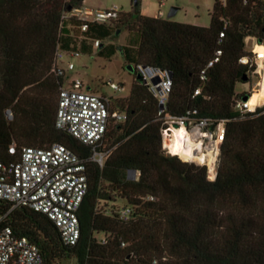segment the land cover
Masks as SVG:
<instances>
[{
  "label": "trees",
  "instance_id": "16d2710c",
  "mask_svg": "<svg viewBox=\"0 0 264 264\" xmlns=\"http://www.w3.org/2000/svg\"><path fill=\"white\" fill-rule=\"evenodd\" d=\"M66 8L64 0H0V163H15L27 147L60 144L74 153L87 183L77 211L79 238L63 245L45 216L1 201L0 227L33 243L43 264H264V105L245 115L231 108L234 86L247 73L238 63L247 55L244 39L264 42V0H213L207 27L149 18L134 8L113 22L138 34L132 69L170 73L166 115L191 109L196 119L226 121L213 181L204 166L161 151L156 101L135 76L128 96L110 104L125 120L106 128L101 167L90 148L54 127L61 80L50 73L52 56L57 44L69 49L73 43V22L61 20ZM85 34L109 32L90 25ZM216 50L221 55L201 81ZM195 88L200 92L192 98ZM128 171L137 178L126 179ZM117 199L130 209L127 222L117 216Z\"/></svg>",
  "mask_w": 264,
  "mask_h": 264
},
{
  "label": "built area",
  "instance_id": "2783aa9c",
  "mask_svg": "<svg viewBox=\"0 0 264 264\" xmlns=\"http://www.w3.org/2000/svg\"><path fill=\"white\" fill-rule=\"evenodd\" d=\"M71 1L77 2L64 0L70 9L64 10L61 20L73 22L69 28L76 29L78 35L71 30L73 43L69 49H62L57 44L51 61L50 73L61 80L56 98L54 127L90 148L91 161L101 167L107 157L98 150L103 134L109 124L122 123L125 114L116 109L110 110L107 98L88 92L81 80L71 77L74 64L70 59L79 55L80 40L82 34L87 32L89 24L114 22L120 13L115 7L107 10L91 9L82 6V0L79 5L71 4ZM218 1L223 3L224 0ZM222 37L223 33H220L219 38ZM248 41L250 48L245 51L247 55L238 59V63L247 68V80L242 84L243 90L234 93L231 103L232 110L240 115L253 113L264 105L257 103L250 106L248 103L252 92L259 89V84L264 79V57L257 51V48L264 49V42L246 37L244 44ZM98 46V42L94 40L92 47ZM220 55L221 51L216 50L213 58L200 71L201 81L205 78L206 69L215 64ZM133 70L134 76L139 75L142 78L141 84L156 101L161 151L165 155L178 158L177 154L170 152L169 143L173 131L182 128L194 144H199L203 154L209 153L214 158L211 170L205 164L198 165L206 168L208 180L213 181L220 145L225 137L226 121L196 119L191 109H185L180 116L166 115L172 90L170 73L142 65H136ZM254 79L256 80L253 81ZM106 85L112 91H123L122 87L111 81L106 82ZM199 92L200 89L195 88L191 97L197 96ZM243 96L248 99L243 101ZM2 114L6 122L13 118L10 107L4 108ZM192 149L196 152L195 145ZM7 152L9 155L15 153L13 143L7 148ZM86 190L83 162L60 144L42 149L22 148L18 161L5 167L0 163V201L9 204L10 209L23 207L45 216L56 228L62 244L66 246H74L79 238L77 211ZM116 213L120 221H129L131 212L128 207H120ZM4 217L5 215L0 216V222ZM0 264H43V258L37 247L26 237L15 236L5 226L0 227Z\"/></svg>",
  "mask_w": 264,
  "mask_h": 264
},
{
  "label": "rangeland",
  "instance_id": "374dc122",
  "mask_svg": "<svg viewBox=\"0 0 264 264\" xmlns=\"http://www.w3.org/2000/svg\"><path fill=\"white\" fill-rule=\"evenodd\" d=\"M135 2L137 4L136 9L142 16L158 18V13H160L159 18L162 20L197 27L208 26L209 14L213 5V0H82L81 5L99 10L115 7L120 14H128L132 13ZM172 7L177 8V11L173 17L167 19V13ZM113 24V22L89 24L88 27L96 25L107 29L109 34L106 37L82 34L78 50L79 55L70 59L74 64V70L70 76L81 80L84 89H87L88 92L107 98L110 104H113L117 99L126 98L129 94L134 74L129 73L126 66L133 67L132 60L136 56L138 44V34L135 31H127L123 27L115 29ZM71 30L73 34L78 35L76 29ZM94 40L99 44L97 48L92 47ZM248 48H250V41L246 45L244 44V50L246 51ZM257 49L259 55L264 57V49ZM108 81L122 87L123 91L110 90L106 85ZM243 88L242 84L236 83L234 92H240ZM248 103L250 106L264 103V79L259 84V89L252 92ZM116 110L123 112L118 108ZM137 175V173H127L126 179L135 180ZM115 204L121 207L124 206V201L117 199ZM95 237L98 240L101 238V234H97ZM56 264H73V262L60 260Z\"/></svg>",
  "mask_w": 264,
  "mask_h": 264
},
{
  "label": "bare ground",
  "instance_id": "6f19581e",
  "mask_svg": "<svg viewBox=\"0 0 264 264\" xmlns=\"http://www.w3.org/2000/svg\"><path fill=\"white\" fill-rule=\"evenodd\" d=\"M194 145L196 152H193L192 149ZM169 149L172 154H177L178 158L183 162L193 163L196 165L205 164L209 170L212 169L214 158L209 153L203 154L199 144H194L184 133L182 128H178L173 131L169 143Z\"/></svg>",
  "mask_w": 264,
  "mask_h": 264
},
{
  "label": "water",
  "instance_id": "95a60500",
  "mask_svg": "<svg viewBox=\"0 0 264 264\" xmlns=\"http://www.w3.org/2000/svg\"><path fill=\"white\" fill-rule=\"evenodd\" d=\"M76 1L79 2V1H81V0H76ZM136 7H137V4H136V2H135V3L133 4V8L136 9ZM69 9H70V7H67V8H66L67 11H68ZM176 11H177V8H174V7L170 8L169 11H168V13H167V19L173 17V16L175 15ZM259 42H260V41H259ZM126 70H127L129 73H133V74H134V70L132 69V67H130V66H126ZM135 79H136V81H137L138 83H141V81H142V78H141L139 75H135ZM246 80H247V76H246V75H243V76L241 77V81H242V82H246ZM247 99H248L247 96H243V97H242V100H243V101H246ZM130 172H131V173H135L134 171H130Z\"/></svg>",
  "mask_w": 264,
  "mask_h": 264
},
{
  "label": "flooded vegetation",
  "instance_id": "af4514ba",
  "mask_svg": "<svg viewBox=\"0 0 264 264\" xmlns=\"http://www.w3.org/2000/svg\"><path fill=\"white\" fill-rule=\"evenodd\" d=\"M251 97V96H250Z\"/></svg>",
  "mask_w": 264,
  "mask_h": 264
}]
</instances>
